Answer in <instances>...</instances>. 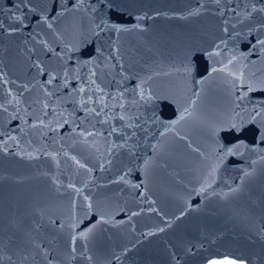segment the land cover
Here are the masks:
<instances>
[{
  "label": "water",
  "instance_id": "water-1",
  "mask_svg": "<svg viewBox=\"0 0 264 264\" xmlns=\"http://www.w3.org/2000/svg\"><path fill=\"white\" fill-rule=\"evenodd\" d=\"M0 264H264V0H0Z\"/></svg>",
  "mask_w": 264,
  "mask_h": 264
}]
</instances>
